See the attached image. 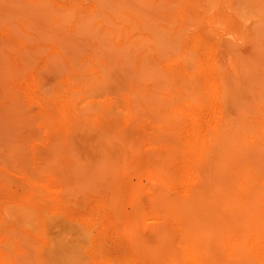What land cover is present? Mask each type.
<instances>
[{"label": "rangeland", "instance_id": "rangeland-1", "mask_svg": "<svg viewBox=\"0 0 264 264\" xmlns=\"http://www.w3.org/2000/svg\"><path fill=\"white\" fill-rule=\"evenodd\" d=\"M16 1L18 4H16ZM40 1L43 2L42 4H44L45 7ZM37 2L39 3L37 4ZM106 2L109 3V5ZM26 3H31V6H33V8L31 7L32 10L29 5H26ZM101 3H105L104 6L107 10L102 8L104 6ZM114 3L116 4V7ZM121 3H123L122 6L120 5ZM140 3V0H15L14 4L16 6L13 11L15 17H8L12 12H8L10 15L8 14L6 17V11H4L5 14L1 10L4 14L2 15L0 12V50L1 52L3 51L2 53L5 52L4 54L9 53L7 56L8 58L10 57V62H7V66L8 63H11V65L6 68V71H8L6 72V76L10 73V76H7V78H10L8 79L9 81L5 79V75L2 77L3 80L0 78V119H2L0 120V125H3V128L0 130V264H151L154 260V264H157L155 262H159L158 264L161 262L167 264L163 260H167L169 264H171V262L173 264H189V262L186 261L187 259L181 245L178 249V246L176 245L177 247H175V244H173L178 243V239L174 238L175 236H171L173 237L171 239L172 243H170L171 240L167 241L166 237L163 238L164 242H168L169 246V250L165 253H159L156 250L155 245L152 244L151 248L145 241H143V244L146 243L144 247L141 243L142 241H138L139 244L141 243L140 245L135 243L137 239H140L138 237L136 240H133L132 237L134 236V230L129 229V226L130 228H132L131 225L133 226L132 223H129L132 222V217L134 215V210H132L133 194L125 190L124 192L122 191L123 193L121 194H114L113 191L109 192V190L106 191L107 185L102 181V176H97L98 174L92 175L91 173L87 174L84 170L85 168L82 169L83 162L80 163L82 166H79L78 162L81 161H78V158H74L76 155L73 152L75 149L74 145L77 146V142L70 140L71 132L66 126L67 120H65L63 107L66 106L68 99L70 100L72 98L71 101L74 102V112L85 109L86 107L89 112L85 110V114H92L93 117H96L95 119L103 120L105 122V124H102L101 126V128L104 129V132L100 131L103 134L101 142L103 147L102 151L104 154L111 156L117 163H128V167L124 173L128 174L126 176L128 180H131V184H133L134 187L137 183L138 185L141 183L140 186H147L142 188H152L154 186L155 188L153 187L152 189L156 192H160L159 190L161 187L159 188L157 186H160V184L162 186L163 183L158 179H151L149 175L151 170L154 169L156 171L157 164L160 162L159 164H164V168L167 169L168 172L170 169L173 170L169 176V180L170 178V181L173 180L172 185L174 187H169L168 189L170 191H163L164 188H162L161 192L168 193L169 191L171 195H179L181 191L194 185V182L187 177L189 176L187 172L183 175L180 174L181 166L184 162L183 159L187 154L186 148L189 141L198 137H200L199 141H201V139L205 141V145L203 144L205 147L200 145L198 146V149L196 147V150L194 148L193 151L190 152V156H193L192 153L194 154L192 157L194 163H198L199 165L197 164V166L201 168L203 165L200 166V164L205 163L204 165L208 166L212 163L213 165V162L215 163V160L219 159L222 152L226 153L225 150H227L228 153H231V155L233 154L235 159L237 157L236 160H239V158H241V154H239L240 151L241 153L243 149V151H246L248 146L241 150L234 145L242 143V135L247 134V136L252 139L256 134L255 130L252 131L251 128L247 127L244 115H240L239 111L233 109V107L236 108L234 104H237V107L240 109L243 102L247 101V99L249 101L252 98L251 100H254H250V107H255V110L257 109L256 111L258 112L260 109V112L264 110V107L259 104V101H262L264 98V96L263 98L261 97L264 93V84L261 82V79H264V0H142L143 4ZM157 3H160L159 6ZM34 5H38L37 8H39L40 11L39 9L37 10L39 12H37ZM162 6H164L163 8L165 9L169 7V10H163ZM112 8L115 9L113 10V12L115 11L114 15ZM68 9H72L73 11L71 10V13L69 14L67 13ZM21 10L23 11L20 12ZM30 11L35 14L33 15ZM65 13L68 17L65 16ZM103 13L106 14V16L108 15V18L110 19L109 22L112 21L114 26H112V24L111 26L107 25L106 22L104 23V21L107 20L106 18L103 21V18L98 17ZM40 14L42 15V20H40ZM145 14H147V17ZM149 15L151 16L149 17ZM33 16H35V18H33ZM65 17L68 19L66 20ZM70 17L71 19H69ZM27 19H30L31 24ZM40 23L41 25H39ZM27 25H30V27ZM79 26L80 30L78 28ZM84 29L86 31H84ZM148 29L149 31H147ZM132 30H135V32ZM18 31L21 33V36ZM103 31H110L111 36H114L112 39H117L116 41L118 43L130 44L131 49L135 50L134 57L136 63L138 58L141 59L146 55L145 59L147 61L145 60V63L151 65V59L155 55L152 50L154 44H152L151 41H154V43L156 42L159 47L163 44L159 51V54L162 52L163 55L161 53L158 57L159 59L155 66V73H157L158 70H161V72H158L157 74L164 72L167 75L162 73V76L157 75V79L151 77H147L146 79L143 78L144 82L142 81V84H163L164 80L165 84L169 83L167 86L169 89L171 87V89L167 95L169 96L173 94V97L171 96L172 101L170 102L172 103L168 106L171 108L168 109L166 114L170 115L168 119H173L176 124V129L172 135H164L160 138L155 137L157 135L156 131H159L157 128L158 126H156V124L159 125L156 122V119L151 117L152 115L148 112L149 110L138 105L139 103H137L138 101H136V98H131L135 95L134 92L136 90H134V88L138 89L141 87L140 82L142 78L136 75V72L134 74L136 67L129 72L130 77L131 75L132 77L129 79L128 77H125V79L127 78L126 81L122 80L119 84L126 85V87L121 86L120 88L119 85H116L114 89L115 91L110 90V93H106L108 91L107 89L104 90L103 88V90H101V88H96L90 90L76 82L75 87H72L75 90V96H70L69 83L67 80L70 78L68 76H71V70L69 69L68 63L65 60H62L63 58L60 59V57H57L58 51L61 52V49H59V47H61L60 43L65 42V40H70L69 46L74 50L73 52H76V49H78V52L76 53L79 54V62L81 63L89 60L90 57H93V52H97L98 48V52L104 49V43H100L101 45H99L97 42H102L101 37L103 36ZM93 32L95 36L93 35ZM98 32H100L99 34L102 36H100ZM87 34L93 37V40ZM156 34L158 36L164 35L165 38L163 36L156 37ZM23 35L26 36L23 37ZM29 36L31 38H29ZM71 37L72 39H69ZM96 37L101 40L98 38L96 39ZM142 37H144V39H142ZM27 38L32 41H27ZM134 38L140 39L134 40ZM161 38L163 43L160 44ZM24 39H26V41ZM95 39L97 41H94ZM145 39L147 43L145 42ZM168 40H170V42ZM167 42L170 43L168 45L169 47L167 46ZM3 43L5 44L3 45ZM149 44H151V46ZM74 45H76V47H73ZM39 46L40 48H38ZM79 46L82 47L81 50L79 49ZM138 47L139 51L136 50ZM33 50L36 52L34 53ZM38 54L40 55L38 56ZM49 56L51 57L49 58ZM76 56L78 55L76 54ZM30 57H34V59ZM56 57L58 60L60 59L62 61L61 63L66 64L65 68H68L66 69L67 72L64 71L62 74L58 72L60 74L57 73V75H54L56 74L53 72V69L55 68L54 65L57 62V60L55 61V59H57ZM22 59H25L28 62L25 60L23 61ZM80 63L74 65L73 69H76ZM97 65L100 64L97 63ZM101 67L102 66L100 65L98 71L100 75H102V72L105 70V68L103 70ZM219 67H221L222 70ZM238 67L240 68L238 69ZM8 69L11 71L9 72ZM83 71V74L87 75L85 74L87 73V69L83 68ZM52 75L54 77L51 79L50 76ZM163 75L167 78L160 79ZM225 75H227L228 78H225ZM229 76L234 82L229 79ZM257 78L260 79L258 80ZM227 79L233 83L227 81ZM2 81L6 89L3 85L1 86ZM166 81L168 83H166ZM223 82L226 84H223ZM259 82L261 83L259 84ZM136 83H139L140 85ZM62 84L63 87L60 86ZM165 84L160 85L162 90L167 88H165ZM222 85H226L225 88ZM55 86H57V88ZM229 86L230 88L232 87V89L228 88ZM242 87L247 97L244 95L245 99L243 100L245 101L238 99V103H235L236 99L234 98H237L236 94L240 88L242 90ZM123 88L125 90H123ZM224 89H226V91ZM261 89L263 92L260 94L259 91H261ZM49 90L51 91L49 92ZM94 90H98V93L94 92ZM223 90L225 92H221ZM233 91L236 93H233ZM232 94H234L233 96L235 97H233ZM19 95L20 97H18ZM117 99L122 100L123 103L121 101L117 102ZM221 99H223V101ZM228 99L234 100L232 101ZM229 101H232V104H230ZM162 103L164 104L163 101ZM129 104H134L133 106L137 108L134 109L133 107L134 113L131 115H129ZM97 105L101 106L97 107ZM107 107H109L108 110L105 109ZM168 107L162 105L160 110H164ZM97 108L100 109L97 110ZM242 108L243 107H241V109ZM106 110L107 112L112 110L110 114L108 113L110 116H107V113L105 112ZM112 112L115 113V116ZM161 112L163 113V111ZM17 113L19 114V117L18 115H15ZM116 115H118V118ZM15 117L17 118V121ZM133 117L136 123L134 122ZM137 117L139 120H137ZM45 120L49 121L45 122ZM70 120L72 124L78 123V120L73 121V118ZM239 120H241V122H238ZM160 124L162 125V123ZM126 129L127 132H123L126 131ZM7 130H10V132ZM108 131L109 133H107ZM250 131H252V134ZM8 133H11L12 135H9ZM110 133H112V135ZM152 133H154L155 136L154 134L152 135ZM220 133H222L225 138L228 137L229 141L232 137L230 142L227 140L229 145L225 144L224 146L223 143L226 141L222 142L221 140V144L217 141L216 137ZM210 134L211 137L209 136ZM225 134L227 136H225ZM106 135L108 138L105 137ZM236 137L240 138L237 139ZM2 138L4 139L3 142L1 141ZM49 138L58 141V143H55L52 140L51 142H54L52 145L50 140H48ZM211 139L214 140L212 141ZM50 144L54 149L51 147L48 148ZM110 144L112 146H109ZM233 146L236 148V151L233 150ZM14 147L19 148L17 149ZM57 148L61 151L58 152L59 150H57ZM50 152L53 158L49 156ZM8 153L10 156H8ZM108 153H110V155ZM116 154L117 156H115ZM167 154H169V156ZM161 155L162 158L160 157ZM212 157L213 159H211ZM36 159L39 160L38 163L36 162ZM206 161L208 164H206ZM169 162L171 163V167L169 166ZM172 162L175 165L173 167ZM129 163L131 165H129ZM50 165L52 166L49 167ZM153 165H156V167H153ZM17 168L19 172L16 171ZM67 170L69 172L71 170V174ZM216 170H214L213 173L215 174L213 176H216V174H220L219 176L224 174L221 170L220 172L219 170ZM119 173H123V171H119ZM29 175L32 176L30 177ZM147 175H149V177H147ZM81 179L84 180L81 182ZM68 180H70V182ZM33 181L35 182L33 183ZM66 185H68L70 189ZM186 185H188V187ZM64 186H66V188ZM103 186H105V190L103 189ZM35 187L37 190H35ZM63 187L64 189H61ZM164 187H166V185H164ZM64 190L66 191L64 192ZM66 193L69 194V198L66 197L68 195H65ZM113 197L115 200H113ZM110 202H113V205H110ZM112 206L115 207V209H113ZM157 211H159L158 207ZM114 212L116 213L114 214ZM19 213L22 216H20ZM143 213L141 215H143ZM6 214H9L11 217ZM28 214L35 215L33 217V215L28 216ZM145 214L146 213H144V215ZM144 215L142 216V218H144H141L145 221L143 222L144 224L147 223L153 225V223H155L154 221L149 220V217L147 216L148 214L145 215L146 217ZM128 216L130 217V220L128 219ZM30 220L32 222H30ZM126 224L128 229L132 230L130 231V233H133V235L131 233L132 237L127 235L129 230H127L126 233ZM79 230L81 233H77L80 232ZM82 234H84L83 236H85V238ZM76 235L81 238L79 237L78 239V236ZM136 236H134V238ZM29 239H32L35 243ZM169 239L170 238H168V240ZM87 240H89V243ZM82 242L84 244L88 243V245H84ZM32 243L34 245L38 244V248L33 246ZM172 244L174 246H172L171 249ZM27 246L32 248L28 250L29 247L26 248ZM85 246H87L86 249ZM33 247H36L35 250ZM32 249L35 252H32ZM232 254L233 253H231L230 250H226L223 253V261L227 262L225 264H233L235 259L238 258ZM159 257H162V261L157 259Z\"/></svg>", "mask_w": 264, "mask_h": 264}, {"label": "bare ground", "instance_id": "bare-ground-1", "mask_svg": "<svg viewBox=\"0 0 264 264\" xmlns=\"http://www.w3.org/2000/svg\"><path fill=\"white\" fill-rule=\"evenodd\" d=\"M126 1V0H125ZM141 3L140 4H143L142 3V0H140ZM145 1V0H144ZM15 0H0V12L2 13V11H6L7 15L6 17L8 16V12H12V14L8 17L11 18V16L15 17L14 14H13V11L15 10V4H14ZM20 2V1H19ZM99 2H102V1H99ZM114 2V1H113ZM111 2V3H113ZM39 2H37L38 4ZM40 3L42 4L43 2L40 1ZM107 3V2H106ZM126 3V2H125ZM139 3V2H138ZM163 3V2H161ZM16 4H18V2L16 1ZM103 6L105 3H101ZM109 5V3H107ZM115 4V3H114ZM116 4H118L116 2ZM116 4H115V7H116ZM123 3H121L120 5L122 6ZM158 6L160 3H157ZM26 5L30 6V8L33 6H31V3L28 4L26 3ZM33 5V4H32ZM40 5V4H39ZM44 5V4H42ZM41 5V6H42ZM111 5V4H110ZM137 5V4H136ZM162 5V4H161ZM23 6V5H22ZM35 6V5H34ZM38 6V5H37ZM37 6H35L36 10L39 9L37 8ZM47 6V5H46ZM100 6V5H99ZM119 6V4H118ZM141 6V5H140ZM45 7V5H44ZM101 7V6H100ZM98 7V8H100ZM112 7V6H110ZM153 7V6H152ZM164 6H162V9L163 10H169V7L167 9L163 8ZM19 8V7H18ZM24 8V7H23ZM31 8V10H32ZM102 8H105L106 7H102ZM100 8V9H102ZM155 8V6H154ZM161 8V7H160ZM161 9V10H162ZM2 10V11H1ZM47 10V9H46ZM49 10V9H48ZM71 10L72 9H68V12L67 13H71ZM107 10V9H106ZM109 10V9H108ZM113 9L112 8V12H113ZM126 10V8H125ZM156 10V8H155ZM159 10V9H158ZM23 10H21L20 12H22ZM29 11V10H28ZM35 11V10H34ZM40 11V9H39ZM37 10V12H39ZM42 11V10H41ZM50 11V10H49ZM52 11V10H51ZM73 11V10H72ZM31 12V11H30ZM36 12V11H35ZM53 12V11H52ZM93 12V11H92ZM122 12V11H121ZM0 13V15H1ZM5 13V12H4ZM2 13V15L4 14ZM5 13V14H6ZM17 13V12H16ZM32 13V12H31ZM115 11L113 12V15H114ZM23 14V13H22ZM25 14V13H24ZM33 14V13H32ZM35 14V13H34ZM33 14V15H34ZM42 14V13H41ZM40 14V15H41ZM52 14V13H51ZM54 15H55V12H54ZM147 14H145L146 16ZM37 16V15H36ZM65 16L66 13H65ZM70 16V15H69ZM151 15H149L150 17ZM47 17V16H46ZM49 17V16H48ZM64 17V16H63ZM68 17V16H67ZM98 17H101L103 18L102 20L104 21V19L106 18L107 20L104 21V23L106 22L107 25H110L112 24V21H110V19L108 18V15L106 16V14H100V16ZM96 17V18H98ZM147 17V16H146ZM33 18H35V16H33ZM90 18V17H89ZM65 19L67 20L68 18L65 17ZM71 19V17L69 18ZM93 19V18H92ZM109 19V20H108ZM28 20V19H27ZM40 20H42V15H41V18ZM39 20V21H40ZM163 20V19H162ZM29 23H30V19L28 20ZM35 21V20H34ZM165 21V20H164ZM46 22V21H45ZM64 22V21H63ZM109 22V23H108ZM128 22L130 23V21L128 20ZM36 23V22H34ZM39 23V22H37ZM48 23V21H47ZM46 23V24H47ZM67 23V21H66ZM65 23V24H66ZM155 23V22H154ZM31 24V23H30ZM89 24V22H88ZM157 24V23H156ZM35 25V24H34ZM38 25V24H37ZM41 25V23L39 24ZM43 25V24H42ZM45 25V24H44ZM100 25V24H99ZM151 25V24H150ZM28 27H30V25H27ZM112 26H114V24H112ZM149 26V25H148ZM170 26V25H169ZM45 27V26H43ZM55 27V25H54ZM59 27V26H58ZM150 27V26H149ZM148 27V28H149ZM34 28V27H33ZM47 28V27H46ZM79 30H80V26L78 27ZM77 28V29H78ZM117 28V26H116ZM145 28V27H144ZM133 29V28H132ZM138 29V28H137ZM162 29V28H161ZM38 30V29H36ZM54 30V29H53ZM83 30V29H82ZM165 30V29H164ZM84 31H86L84 29ZM83 31V33H84ZM88 31V30H87ZM133 31V30H132ZM137 31V30H136ZM140 31V30H139ZM149 31V29L147 30ZM163 31V29H162ZM19 32V31H18ZM52 32V31H51ZM62 32V31H61ZM135 32V30L133 31ZM165 32V31H164ZM20 33V32H19ZM36 33V32H35ZM60 33V32H59ZM78 33V32H77ZM80 33V32H79ZM86 33V32H85ZM89 33V32H88ZM97 33V32H96ZM100 32H98L99 34ZM155 33V32H154ZM132 34V33H131ZM163 34V33H161ZM160 34V35H161ZM88 35V34H87ZM92 35V34H91ZM93 35H94V32H93ZM102 39V42H99L97 41L96 39L98 37H96V39L94 41H97L99 45H101L100 43H104L103 47L104 49L101 50L100 52H98L97 49V52H93L94 53V56L93 57H90L89 60H86V61H83V62H79V54L76 53L78 52L76 49V52H73L74 50L71 49V46L69 41L70 40H65V42H61L59 49H61V52L58 51V58L60 57V59L62 60H65L68 65H69V69L71 70V76H68L70 77L67 81L69 83V94L71 97L75 96V90L74 88L72 87H75V84L76 82L77 83H80V85H83L87 88H89L90 90L92 89H96V88H101V90H104L107 89L105 92L106 93H110V90L113 91L116 87V85L118 86L120 84V82L122 80H125V77H130L129 75V72L132 71V69L134 70V68L136 67L135 71H134V74L136 72V75L140 76L141 79V85L139 83H136V84H139L141 87L138 88V89H135L136 90L134 92V97H131V98H136L138 101L137 103H139L138 105H140L142 108H145L147 110H149L148 112H150V115L151 117L155 118L156 119V122L159 124L156 126H158L157 128L159 129V131H156L157 132V135L155 136L154 133H152V135L154 134L155 137H163L164 135L168 136V135H172L176 129V124L174 123L173 119H168L170 117V115H167V111L169 108L171 107H168L169 105H171L172 102V95H167V93L169 92L170 89L168 88V82L166 81V83L168 84H165V80H164V83L165 84V88L167 87L168 88V91H167V88L165 90H162L161 86L160 85H163V84H152V85H146V84H142L144 82L143 78L146 79L147 77H151V78H156L157 79V75H161L157 74L158 72H161V70L157 71V73H155L156 69H155V66L156 64L158 63V57L161 55V53L159 54V51H160V48L162 47V45L157 46L158 44L154 41L151 43L154 44L153 47H152V50L154 51L155 55L154 57L151 59L152 63L151 65H148L147 63H145V57L146 55H144L145 57H142L141 59L138 58L137 60V63H136V59L134 57L135 55V50L134 49H131V46L130 44L128 43H118L116 40H113L112 38L114 37L113 35L111 36V32L110 31H103L102 32V35L99 34ZM19 36V35H18ZM20 36H21V33H20ZM26 36V35H23V37ZM28 36V35H27ZM83 36V35H82ZM91 39L93 37H91L90 35H88ZM95 36V35H94ZM97 36V35H96ZM119 36V35H118ZM155 36V35H154ZM164 37V35H161V36H158L156 34V37ZM53 37V36H52ZM70 37V36H69ZM78 37V36H77ZM169 37V36H168ZM22 38V37H21ZM29 38H31L29 36ZM68 38V37H67ZM141 38V37H140ZM140 38H134V40H139ZM165 38V37H164ZM163 38V39H164ZM69 39H72L69 38ZM100 39V38H98ZM100 39V40H101ZM127 39V38H126ZM142 39H144V37H142ZM149 39V38H148ZM167 39V38H166ZM26 41V39H24ZM31 40V39H30ZM28 40L27 38V41H30ZM43 40V39H42ZM93 40V39H92ZM32 41V40H31ZM37 41V40H35ZM62 41V39H61ZM126 41V40H124ZM143 41V40H142ZM170 42V40H168ZM72 42V41H71ZM144 42V41H143ZM145 42L147 43L146 39H145ZM144 42V43H145ZM169 42H167V46L170 44ZM176 42V41H175ZM26 43V42H25ZM30 43V42H29ZM49 43V42H48ZM130 43V42H129ZM159 43V41H158ZM163 43L162 41V38H161V42L160 44ZM165 43V41H164ZM174 43V42H172ZM5 43H3L4 45ZM31 44V43H30ZM34 44V43H33ZM68 44V45H67ZM73 44V42H72ZM29 45V44H28ZM143 45V43H142ZM151 46V44H149ZM173 45V44H172ZM135 46V45H134ZM166 46V44H165ZM164 46V47H165ZM70 47V48H69ZM73 47H76V45H74ZM101 47V46H99ZM102 47V48H103ZM169 47V46H168ZM40 48V46L38 47ZM166 48V47H165ZM11 49V48H10ZM9 49V50H10ZM72 51H71V50ZM79 49L81 50L82 47L79 46ZM136 49V48H135ZM139 47L136 49L137 51ZM163 49V48H162ZM169 49V48H168ZM167 49V50H168ZM39 50V49H37ZM84 50V48H83ZM172 50V49H171ZM28 51V50H27ZM34 51V50H33ZM42 51V50H41ZM170 51V50H169ZM3 52V51H2ZM1 50H0V78L2 79V77H4L5 75V79H7V81H9L8 79L10 78H7V76L9 77L10 73H8V75L6 76V71L7 67L9 65H11V63L9 64L8 63V66H7V62H10L9 61V58H8V54H4L2 53ZM10 52V51H9ZM36 51H34L35 53ZM43 52V51H42ZM46 52V51H45ZM150 52V51H149ZM168 53V52H167ZM29 54V53H28ZM41 54V53H40ZM38 54V56L40 55ZM44 54V53H43ZM76 54L78 56H76ZM146 54V53H144ZM92 55V54H91ZM148 55V53H147ZM163 55V53H162ZM166 55V53H165ZM25 56V55H24ZM27 56V55H26ZM168 56V55H167ZM236 56V55H235ZM51 56H49L50 58ZM56 57V58H57ZM169 57V56H168ZM30 58H33L34 57H30ZM55 59V61L57 60V62L55 63V68L53 69V72L56 73L54 75H57L58 72H60L61 74L64 73V71H66V69L68 68H65V65L64 63H61L62 61L59 59L58 60ZM167 58V57H165ZM27 59V58H26ZM168 59V58H167ZM231 59V58H230ZM23 60V59H22ZM25 60V59H24ZM23 60V61H24ZM29 60V58H28ZM26 61V60H25ZM147 61V60H146ZM28 62V61H26ZM219 62V61H218ZM22 63V62H21ZM30 63V62H29ZM33 63V62H32ZM54 63V62H53ZM78 63L79 66H77L76 69H73L74 65H77ZM100 64L102 67L101 69L105 70L102 72L103 73L102 75H100L98 73L99 71V66L100 65H97ZM162 63V62H161ZM160 63V64H161ZM26 64V63H25ZM64 64V66H63ZM91 64V66H90ZM221 64H222V61H221ZM238 64V63H237ZM23 65V64H22ZM232 65V64H231ZM32 66V65H31ZM25 67V66H24ZM223 67V66H222ZM14 68V67H13ZM83 68L84 69H87V75H84L83 72ZM158 68V67H157ZM221 68V67H219ZM240 67H238L239 69ZM11 69V68H10ZM28 69V68H27ZM159 69V68H158ZM9 70V69H8ZM24 70V69H23ZM222 70V68H221ZM232 70V69H230ZM237 70V69H236ZM11 70H9L10 72ZM13 71V70H12ZM15 71V70H14ZM220 71V70H219ZM226 71V70H225ZM29 72V71H28ZM44 72V71H43ZM48 72V71H47ZM51 72V71H50ZM67 72V71H66ZM166 72V71H165ZM45 73V72H44ZM58 73V74H60ZM168 73V72H166ZM231 73V71H230ZM17 74V73H16ZM20 74V73H19ZM51 74V73H50ZM156 74V75H155ZM165 74V73H164ZM169 74V73H168ZM219 74V73H218ZM68 75V74H67ZM129 75V76H128ZM167 75V74H165ZM171 75V74H170ZM18 76V75H17ZM162 76V75H161ZM226 77L225 78H228L227 75H225ZM244 76V75H243ZM12 77V75H11ZM14 77V76H13ZM52 77H54L53 75L50 76V78L52 79ZM166 76L163 75V77L160 79H163L165 78ZM38 78V77H37ZM46 78V77H45ZM167 78V77H166ZM245 78V76H244ZM36 79V78H35ZM43 79H44V76H43ZM48 79V78H47ZM155 79V80H156ZM159 79V80H160ZM229 79H231V77L229 76ZM258 79V78H257ZM260 79V78H259ZM258 79V80H259ZM3 80V79H2ZM23 80V78H22ZM21 80V81H22ZM50 80V79H49ZM172 80V78H171ZM169 80V81H171ZM232 80V79H231ZM257 80V81H258ZM264 80V79H263ZM261 79V82H263L264 84V81ZM19 81V79H18ZM143 81V82H142ZM146 81V80H145ZM215 81V80H214ZM227 81H230L227 79ZM234 82V80H232ZM230 81V82H232ZM238 81V80H237ZM12 82V80H11ZM36 82V81H35ZM45 82V81H44ZM49 82H52V81H49ZM83 84H82V83ZM156 82V81H155ZM232 82V83H233ZM259 82V84L261 83ZM6 83V82H5ZM8 83V82H7ZM17 83V82H16ZM42 83V82H41ZM124 83V82H123ZM153 83V82H152ZM158 83H161V82H158ZM12 84V83H11ZM27 84V83H26ZM43 84V83H42ZM55 84V83H54ZM125 84V83H124ZM129 84V83H128ZM222 84V83H221ZM223 84H226L223 82ZM262 84V85H263ZM3 85V81L1 82V86ZM9 85V83H8ZM47 85V84H46ZM159 85V86H157ZM239 85V84H238ZM256 86H259L257 84H255ZM4 86V85H3ZM59 86V85H58ZM63 87V84L60 85ZM120 88L121 86H124V85H119ZM223 86V85H222ZM226 86V85H225ZM225 86H223L225 88ZM228 86V85H227ZM51 87V86H50ZM57 88V86H55ZM126 87V85L124 86ZM163 87V86H162ZM241 87V86H240ZM248 87V86H247ZM252 87V85H251ZM260 87V86H259ZM2 88V87H1ZM5 88V86H4ZM23 88V87H22ZM65 88V87H64ZM227 88V87H226ZM230 88V86L228 87ZM3 89V88H2ZM6 89V88H5ZM11 89V88H10ZM88 89V90H89ZM232 89V87L230 88ZM26 90V89H24ZM65 90V89H64ZM119 90V88H118ZM123 90H125L123 88ZM127 90V89H126ZM162 90V91H161ZM175 90V89H174ZM222 90V89H221ZM226 91V89H224ZM221 91V92H225V91ZM241 90V88H240ZM238 90L236 96L237 98H234L236 99L235 100V103H238L239 100L241 101H245L243 99H245L244 97L247 95H245V92L243 91V87H242V90L240 91ZM264 90V89H263ZM51 90H49L50 92ZM98 91V90H97ZM94 90V92H97ZM115 91V90H114ZM131 91V90H130ZM232 91V90H231ZM244 93H243V92ZM2 92V91H1ZM4 92V91H3ZM67 92V91H66ZM102 92V91H100ZM104 92V93H105ZM218 92V91H217ZM254 92V91H253ZM258 92V91H256ZM260 94L263 92L262 89L261 91H259ZM12 93V92H11ZM18 93V92H17ZM62 93V92H61ZM98 93V92H97ZM96 93V94H97ZM119 93V92H117ZM125 93V92H124ZM233 93H236L233 91ZM5 94V93H4ZM13 94V93H12ZM16 94V93H15ZM19 94V93H18ZM66 94V93H65ZM114 94V93H112ZM116 94V93H115ZM259 94V93H258ZM87 95V94H86ZM106 95V94H105ZM177 95V94H176ZM175 95V96H176ZM216 95V94H215ZM234 94H232L233 96ZM245 95V96H244ZM13 96V95H12ZM68 96V95H67ZM77 96V95H76ZM100 96V94H99ZM136 96V97H135ZM172 96V97H171ZM231 96V97H232ZM239 96V97H238ZM260 96V95H259ZM264 96V93L261 95V97L263 98ZM20 97V95L18 96ZM111 97V96H110ZM138 97V98H137ZM222 97V96H221ZM224 97V95H223ZM235 97V96H233ZM250 97V96H248ZM261 97H260V100H261ZM103 98V97H102ZM109 98V97H108ZM115 98V97H114ZM130 98V99H131ZM120 99V98H119ZM233 99V100H234ZM239 99V100H238ZM247 99V98H246ZM252 99V98H251ZM250 99V100H251ZM9 100V99H8ZM72 98L69 100L68 99V102L66 104L65 107H63V110L65 112V120H67L66 122V126L68 127V129L70 130L71 132V137H70V140L72 141H75L77 142V146L74 145V150L73 152L75 153L76 156H74V158H78V161H81V162H78L79 163V166H82L87 174L91 173L92 175L93 174H98L97 176H102L103 178V182L107 185L106 188L109 192H112L115 194H121L125 191H129L133 194V209L134 210V215L132 217V222H129V223H132L133 226L131 225L132 228H130L129 226V229H133L134 230V236H136L134 238V236L132 237L130 231L132 230H129L128 229V226L126 224V227H123L125 228L126 230V233H127V230H129L128 232L130 233H127L128 236L132 237V239L136 240L138 237L140 240H136L135 243H138V241H142V245L143 247L146 245V243L148 244V246L150 245V247L152 248V244L155 245L156 247V250L159 252V253H165L167 250H169V246H168V242H164V237L167 238V241H170L173 237L171 236H175L174 238L178 239V243H173L175 244V247H177L179 249L180 245H181V248L183 250V252L185 253V257H186V261L189 262V264H225L227 262L223 261V258H222V255L223 253L226 251V250H230L231 253H233L232 255H235L237 256L235 259V262L234 261H231V262H234L233 264H240L242 262V264H264V110H262L260 112L256 111L255 110V107H250L251 105V102L250 100L248 101H245L243 102V106L241 104L240 106V109L237 107V104H234V106L237 108H234L235 110H238L240 115H244L245 117V121H246V125L248 128H251L252 131L255 130L256 134L254 136V138L250 139L249 136H247V134L245 135H242L243 139H242V143L239 144V145H234L236 148H239L242 150V148H245L248 146L247 150L246 151H243L242 150V153L240 151L239 154L241 158H239V160H236L235 159V156L231 153H228L227 150H225L226 153H223L219 156V159L215 160L216 162L214 163L213 162V165L212 163H210L209 165L211 166H207V165H204V164H200V166L203 165V167H199L197 166L196 163H194V161L192 160V157L194 156V154L192 153L193 156H190V152L193 151V149L195 148L196 150V147L197 149L199 148L198 146H202L203 144L205 145V141L203 139H201V141H199L200 137L196 138V139H193L192 141H189L187 143V148H186V155L184 157V162L181 166V172L180 174L183 175L184 173L189 175L187 176L191 181L194 182V185L193 186H189L188 189H185L184 191H181V193L179 195L176 196L175 195H171V193L169 192L170 190L168 189L169 187L171 188H174L173 187V183L170 178L169 180V176L171 175V172L173 171L172 169H170V171L168 172L167 169H165V165L164 164H157V167L156 165L153 167H156V171L153 169L150 171L149 175H150V178L151 179H154V180H160L162 184H160V186H157V187H161L160 188V192H156L154 191V189L152 188H142V187H147V186H140L138 185H135V187L133 186V184H131V180H128L127 176L128 174L124 173V171H126L127 169V165L128 163L126 162H122L121 163H117L113 160V158L111 156H108L106 154L103 153L102 151V145H101V142H102V138H103V134L102 132L100 131H103L104 132V129L101 128L102 124H105V122L103 120H99V119H95L96 117L91 114H85V109H82L80 111H77V112H74L73 111V101H71ZM118 100V99H117ZM133 100V99H132ZM165 100V101H164ZM223 101V99H221ZM220 100V101H221ZM228 100H232V99H228ZM227 100V101H228ZM232 100V101H233ZM254 100V99H253ZM251 100V101H253ZM264 100V98L262 99V101ZM112 101V100H111ZM122 100H118L117 102H119ZM129 101V100H128ZM134 101V100H133ZM162 101L164 102V104L162 103ZM174 101V100H173ZM232 101H229L230 104H232ZM237 101V102H236ZM240 101V102H241ZM259 101V104L260 106L262 105V107H264V101ZM10 102V101H9ZM21 102V101H19ZM125 102V101H124ZM132 102V101H131ZM166 102V103H165ZM256 102V100H255ZM13 103V102H11ZM16 103V102H15ZM97 103V102H96ZM95 103V104H96ZM107 103V102H106ZM112 103V102H111ZM123 103V102H122ZM234 103V102H233ZM18 104V103H16ZM91 104V103H90ZM116 104V103H115ZM118 104H121V103H118ZM174 104V103H173ZM222 104V102H221ZM228 104V103H227ZM240 104V103H239ZM238 104V105H239ZM21 105V103H20ZM109 105V104H108ZM114 105V104H113ZM134 104H129V112L131 114L134 113V109L136 107L133 106ZM165 106V107H168L166 109H162L160 110L162 107ZM225 105V104H224ZM101 106V105H100ZM97 105V107H100ZM111 106V105H110ZM109 106V107H110ZM121 106V105H120ZM119 106V107H120ZM139 106V107H140ZM245 106V107H244ZM16 107V106H14ZM22 107V106H21ZM105 108L108 110V108ZM116 107V106H114ZM124 107V106H123ZM128 107V106H127ZM134 107V109H133ZM225 107V106H224ZM241 107H243L241 109ZM111 108V107H110ZM226 108V107H225ZM258 108V107H257ZM6 109V108H4ZM3 109V111H4ZM22 109V108H21ZM20 109V110H21ZM100 109V108H97V110ZM137 109V108H136ZM19 110V111H20ZM107 110L105 111L107 113V116H110V112H107ZM123 110V109H122ZM144 110V109H143ZM241 110V111H240ZM13 111V110H12ZM24 111V110H23ZM82 111V112H81ZM88 111V110H87ZM91 111V110H90ZM142 111V110H141ZM163 111V113L161 112ZM216 111V110H215ZM226 111V110H225ZM22 112V111H21ZM63 112V113H64ZM89 112V111H88ZM99 112V111H98ZM96 112V113H98ZM102 112V111H101ZM236 112V111H235ZM233 112V113H235ZM2 113V112H1ZM7 113V112H6ZM5 113V115H6ZM10 113V112H9ZM15 113V112H14ZM109 113V114H108ZM113 113V112H112ZM128 113V112H127ZM137 113V112H136ZM237 113V112H236ZM28 114V113H27ZM121 114V113H120ZM13 115V114H12ZM15 115H18L19 117V114H15ZM113 115L115 116V113H113ZM135 115V114H134ZM149 115V114H148ZM2 116V115H1ZM8 116V115H7ZM25 116V115H24ZM117 118H118V115H116ZM4 117V116H2ZM102 117H105V116H102ZM150 117V118H151ZM239 117V116H238ZM49 118V117H48ZM71 118H73V121H76L78 120L77 122L80 123H76V124H72V122H70ZM113 118V117H112ZM6 119V118H5ZM16 121H17V118L15 117ZM43 119V118H42ZM131 119V118H130ZM134 119V117H133ZM2 120V119H0ZM9 120V119H8ZM7 120V121H8ZM19 120V119H18ZM44 120V119H43ZM108 120V119H107ZM117 120V119H116ZM137 120H139V118L137 117ZM206 120V119H205ZM204 120V121H205ZM236 120V119H235ZM11 121V120H10ZM49 120H45V122H47ZM150 121V120H149ZM199 121V120H198ZM230 121V120H229ZM20 122V120H19ZM43 122V121H42ZM134 122L136 123L135 119H134ZM155 122V121H154ZM238 122H241V120H239ZM6 123V122H4ZM12 123V122H11ZM114 123V122H113ZM132 123V121H131ZM130 123V124H131ZM134 123V124H135ZM138 123V122H137ZM162 123V125L160 124ZM197 123V122H196ZM229 123V122H227ZM50 124V123H49ZM78 124V125H77ZM151 124V123H150ZM234 124V123H233ZM6 125V124H5ZM9 125V124H8ZM65 125V124H64ZM132 125V124H131ZM161 125V126H160ZM202 125V124H201ZM200 125V127H201ZM222 125V124H221ZM228 125V124H226ZM225 125V126H226ZM3 126V125H2ZM1 125H0V130L1 128H3ZM7 126V125H6ZM12 126V125H11ZM65 126V127H66ZM136 126V125H135ZM224 126V127H225ZM229 126V125H228ZM155 127V126H154ZM223 127V126H222ZM221 127V128H222ZM241 127V126H240ZM245 127V126H244ZM10 128V127H8ZM13 128V127H12ZM131 128V127H130ZM203 128V127H202ZM227 128V127H226ZM246 128V127H245ZM15 129V128H14ZM106 129V128H105ZM205 129V128H204ZM4 130V129H3ZM147 130V129H146ZM202 130V129H201ZM210 130V129H209ZM226 130V129H224ZM223 130V131H224ZM239 130V129H238ZM241 130V129H240ZM6 131V130H4ZM10 132V130H7ZM250 131V133L252 132ZM40 132V131H39ZM123 132H127V129L126 131H123ZM232 132V130H231ZM29 133V132H28ZM31 133V132H30ZM109 133V131L107 132ZM197 133V132H196ZM202 133V132H201ZM238 133V132H237ZM9 134V133H8ZM102 134V135H101ZM112 135V133H110ZM122 134V133H121ZM236 134V133H234ZM249 134V132H248ZM252 134V133H251ZM2 135V134H1ZM9 135H12L11 133ZM19 135V134H18ZM21 135V134H20ZM26 135V134H25ZM29 135V134H28ZM199 135V134H198ZM254 135V134H253ZM23 136V135H22ZM42 136V135H41ZM110 136V135H109ZM117 136V135H116ZM121 136V135H120ZM211 137V134L209 135ZM225 136H227L225 134ZM231 136V135H230ZM1 137V136H0ZM33 137V136H32ZM106 138L107 135L105 136ZM12 138V137H11ZM18 138V137H17ZM209 138V137H208ZM237 139L240 138V137H236ZM28 139V138H27ZM26 139V140H27ZM45 139V138H44ZM43 139V140H44ZM117 139V138H116ZM217 141L221 144L222 142H225L223 143L224 146L225 144H228V141H229V138L228 137H224L222 133H220L217 137H216ZM232 139V137H231ZM230 139V141H231ZM3 138L1 139V141L3 142ZM7 140V138H6ZM50 140V142L54 139H48ZM56 140V138H55ZM189 140V139H188ZM191 140V139H190ZM203 140V141H202ZM212 140V139H211ZM214 140V139H213ZM212 140V141H213ZM222 140V142H221ZM228 140V141H227ZM241 140V139H240ZM32 141V140H31ZM104 141V139H103ZM112 141V140H110ZM207 141V140H206ZM229 141V142H230ZM238 141V140H237ZM10 142V141H9ZM38 142V141H37ZM55 143L58 141H54ZM53 142V143H54ZM211 142V141H209ZM217 142V143H218ZM6 143V142H4ZM22 143V142H21ZM44 143V142H43ZM52 143V142H51ZM52 143V145H53ZM74 144V143H73ZM109 144V143H108ZM107 144V145H108ZM113 144V143H111ZM109 145V146H112V145ZM222 144V145H223ZM203 145V146H204ZM208 145V144H207ZM232 145V143H231ZM15 146V145H14ZM17 146V145H16ZM24 146V145H23ZM202 146V147H203ZM233 146V147H234ZM13 147V146H11ZM51 147V144L48 148ZM71 147V146H70ZM205 147V146H204ZM233 148L234 151H236V148ZM14 148H17V147H14ZM19 148V147H18ZM17 148V149H18ZM53 148V147H51ZM221 148V146H220ZM225 148V147H223ZM232 148V147H231ZM22 149V148H21ZM47 149V148H46ZM54 149V148H53ZM52 149V150H53ZM12 150V149H11ZM48 150V149H47ZM57 150H59L57 148ZM115 150V149H114ZM220 150V149H219ZM2 151V149H1ZM17 151V150H16ZM23 151V150H22ZM61 150H59L58 152H60ZM224 151V150H223ZM230 151V150H229ZM31 152V151H30ZM233 152V151H232ZM17 153V152H15ZM14 153V154H15ZM214 153V152H213ZM9 154V153H8ZM47 154V153H46ZM56 154V153H55ZM53 154V155H55ZM110 155V153H108ZM118 154V153H117ZM117 154L115 156H117ZM212 154V153H211ZM5 155V154H4ZM57 155V154H56ZM65 155V154H64ZM120 155V154H119ZM169 156V154H167ZM206 155V153H205ZM213 155V154H212ZM10 156V154L8 155ZM27 156V155H26ZM35 156V155H34ZM51 156V152H50V155ZM62 156V155H61ZM66 156V155H65ZM19 157V156H17ZM43 157V156H42ZM53 158V156H51ZM162 158V155L160 156ZM166 157V156H165ZM210 157V156H209ZM217 157V156H216ZM30 158V157H29ZM39 158V157H38ZM49 158V157H48ZM63 158V157H62ZM73 158V156H72ZM208 158V157H207ZM19 159V158H18ZM169 159V158H168ZM206 159V158H205ZM213 159V157L211 158ZM30 160V159H29ZM160 160V159H159ZM167 160V158H166ZM207 160V159H206ZM20 161V160H19ZM22 161V160H21ZM38 159H36V162L38 163ZM50 161V160H49ZM127 161V160H126ZM208 161L210 162V160L208 159ZM213 161V160H212ZM211 161V162H212ZM3 162V161H2ZM9 162V161H8ZM23 162V161H22ZM31 162V161H30ZM41 162V161H40ZM56 162V160H55ZM83 164L81 165L80 163ZM163 162V161H162ZM207 162V161H206ZM5 163V162H3ZM44 163V162H43ZM60 163V162H59ZM74 163V162H73ZM124 163V164H123ZM147 163V162H146ZM149 163V162H148ZM153 163V162H152ZM164 163V162H163ZM170 163V162H169ZM21 164V163H20ZM40 164V163H39ZM52 164V163H50ZM58 164V163H57ZM154 164V163H153ZM166 164V163H165ZM168 164V163H167ZM208 164V162L206 163ZM47 165V164H46ZM45 165V166H46ZM61 165V164H59ZM129 165H131L129 163ZM171 165V163L169 164V166ZM199 165V164H198ZM41 166V165H40ZM52 165H50L49 167H51ZM73 166V165H72ZM85 166V167H84ZM134 166V165H133ZM175 166L172 162V167ZM48 167V168H49ZM56 167V166H55ZM65 167H68V166H65ZM76 167V166H74ZM152 167V168H153ZM171 167V166H170ZM29 168V167H28ZM42 168V167H41ZM79 168V167H78ZM151 168V169H152ZM177 168V167H176ZM59 169V168H58ZM57 169V170H58ZM68 169V168H66ZM220 170L222 171V173H224L223 175L219 176L216 174V176H213L215 173L214 170ZM49 170V169H48ZM62 170V169H60ZM64 170V169H63ZM77 170V169H76ZM80 170V169H79ZM78 170V171H79ZM147 170V169H146ZM167 170V171H166ZM187 170V171H185ZM216 170V171H217ZM16 171H18V168L16 169ZM68 171V170H67ZM84 171V172H85ZM119 171H123V173H119ZM19 172V171H18ZM27 172V171H26ZM34 172V171H32ZM31 172V173H32ZM59 172V171H58ZM61 172V171H60ZM64 172V171H63ZM69 172V171H68ZM67 172V173H68ZM71 172V170H70ZM69 172V173H70ZM142 173V172H141ZM22 174V173H21ZM30 174V173H29ZM33 174V173H32ZM36 174V173H35ZM64 174V173H63ZM71 174V173H70ZM69 174V175H70ZM90 174V175H91ZM24 175H27V174H24ZM62 175V173H61ZM81 175V174H80ZM144 175V173H143ZM149 175H147V177H149ZM30 177L32 175H29ZM56 176V175H55ZM67 176V175H66ZM95 176V175H94ZM177 176V175H175ZM185 177V176H184ZM186 177V178H187ZM69 178V177H68ZM84 178V177H83ZM140 178V177H139ZM174 178V177H173ZM178 178V177H177ZM176 178V179H177ZM185 178V179H186ZM27 180H29L28 178H26ZM87 179V178H86ZM100 179V178H99ZM149 179V178H148ZM150 179V180H151ZM31 180V178H30ZM33 180V179H32ZM35 180V179H34ZM84 180V179H83ZM81 179V182L83 181ZM101 180V179H100ZM145 180V179H144ZM169 180V181H168ZM26 181V180H25ZM64 181V180H63ZM70 182V180H68ZM88 181V180H87ZM35 181H33L34 183ZM61 182V181H60ZM67 182V181H66ZM79 182V181H78ZM86 182V181H85ZM140 182V181H139ZM142 182V180H141ZM153 182V181H151ZM156 182V181H155ZM149 183V182H148ZM157 183V182H156ZM159 183V182H158ZM171 183V184H170ZM174 183H175V180H174ZM178 183V181H177ZM183 183V182H182ZM59 184V183H58ZM66 184V183H65ZM88 184V183H87ZM150 185V183H149ZM153 185V184H151ZM158 185V184H157ZM164 185H166V187H164ZM30 186V185H28ZM68 186V185H66ZM66 186H64L66 188ZM86 186V185H85ZM188 187V185H186ZM185 186V187H186ZM61 188V189H64ZM69 187V186H68ZM156 187V188H157ZM183 187V186H182ZM84 188V186H83ZM90 188V187H89ZM94 188V187H93ZM105 188V186H103V189ZM155 188V187H154ZM158 188V189H159ZM163 189V191H168V193L166 192H161ZM70 189V187H69ZM95 189V188H94ZM97 189V188H96ZM35 190L36 187H35ZM34 190V192H35ZM92 190V189H91ZM90 190V191H91ZM105 190V189H104ZM40 191V190H38ZM66 190H64L65 192ZM69 191V190H67ZM71 191V190H70ZM94 191V190H93ZM96 191V190H95ZM123 191V192H122ZM111 193V194H113ZM170 193V195H169ZM36 194V193H35ZM64 194V193H63ZM68 193H66L65 195H67ZM129 194V193H128ZM40 195V194H39ZM43 195V194H42ZM41 195V196H42ZM73 195V193H72ZM71 195V196H72ZM61 196V195H59ZM69 194L66 196L68 197ZM99 196V195H98ZM130 196V194H129ZM65 197V198H66ZM70 197V196H69ZM68 197V198H69ZM131 197V196H130ZM114 198V197H113ZM115 200V198L113 199ZM51 202V201H50ZM113 202H110V205H113L112 204ZM42 204V203H41ZM108 204V203H107ZM45 205V204H44ZM109 206V204H108ZM115 206V205H114ZM26 207V206H25ZM111 207V206H110ZM157 207L159 209V211H157ZM31 208V207H30ZM113 209H115V207L112 206ZM21 209V208H19ZM28 209V208H27ZM12 210V209H11ZM16 210V209H15ZM31 210V209H30ZM33 210V209H32ZM9 211V210H8ZM24 211V210H23ZM36 211V210H35ZM112 211V210H110ZM131 211V210H130ZM12 212V211H11ZM20 212V211H19ZM25 212H26V209H25ZM119 212V211H117ZM146 213L145 215H147L149 217V220L151 221H154L155 223H153V225L151 224H147V223H143L145 222L144 220H142V216L144 215V213ZM9 213V212H8ZM13 213V212H12ZM21 213V212H20ZM19 213V215H20ZM24 213V212H23ZM28 213V212H27ZM26 213V214H27ZM116 212H114L115 214ZM143 213V215H141ZM10 214V213H9ZM9 214H6L7 216ZM128 214V213H127ZM11 215V214H10ZM13 216V215H11ZM16 215V214H15ZM17 215H18V212H17ZM30 214H28L29 216ZM33 217L35 214H32ZM30 215V216H32ZM144 215V216H145ZM22 216V215H20ZM27 216V217H28ZM119 217V216H118ZM146 217V216H145ZM21 218V217H20ZM29 218V217H28ZM27 218V220H28ZM32 218V217H31ZM52 218V217H51ZM130 217L128 216V219ZM142 218V219H141ZM14 219V218H13ZM59 219V218H58ZM18 220V219H17ZM23 220V219H22ZM33 220V219H32ZM57 220V219H56ZM130 220V219H129ZM147 220V219H146ZM30 222H32L30 220ZM34 222V221H33ZM116 222V221H115ZM22 223H25V222H22ZM29 223V222H28ZM27 224V223H26ZM155 224V225H154ZM71 228V226H70ZM81 228V227H80ZM73 231V230H72ZM80 231V230H79ZM48 232V231H47ZM72 233V232H70ZM77 233H81L80 232H77ZM85 234V232H84ZM82 234V236L84 235ZM74 235V234H73ZM78 236V235H76ZM170 236V237H168ZM80 236H78L77 238L79 239ZM85 238V236H83ZM178 237V238H177ZM28 238V237H27ZM66 238V237H65ZM70 238V237H69ZM81 238V237H80ZM168 238H170L168 240ZM29 240H32V239H29ZM69 240V239H68ZM74 240V238H73ZM85 240V239H84ZM57 241V240H56ZM61 241V240H60ZM145 241L146 243L143 244ZM166 241V239H165ZM32 242H34L32 240ZM58 242V241H57ZM77 242V240H76ZM79 242V241H78ZM84 242V241H83ZM82 242V244H84ZM87 242L89 243V240H87ZM85 242V243H87ZM31 243V242H30ZM35 243V242H34ZM68 243V241H67ZM87 244H84V245H88ZM140 243V244H141ZM170 243H172V240L170 241ZM169 243V244H170ZM180 243V244H179ZM28 244V243H27ZM139 244V245H140ZM171 245V249H172V246L174 245ZM29 245V244H28ZM33 246H36L38 248V244L37 245H34L32 243ZM134 245V244H132ZM177 245V246H176ZM30 246V245H29ZM29 246H27L26 248H28ZM36 247H33L34 250ZM65 247V246H64ZM77 247V246H76ZM87 246H85V249H86ZM173 247V248H175ZM32 248V247H31ZM30 247L28 248V250L31 249ZM80 248V247H79ZM180 248V249H181ZM72 249V247H71ZM74 249V248H73ZM37 250V249H36ZM32 252H35L33 251V249L31 250ZM134 251V250H133ZM143 251V250H142ZM148 251V250H146ZM30 252V251H29ZM72 252V251H71ZM67 253V252H66ZM154 253V252H153ZM174 253V252H173ZM172 253V254H173ZM81 254V253H80ZM175 254V253H174ZM226 254V253H225ZM169 255V254H167ZM166 255V256H167ZM171 255V254H170ZM179 255V254H178ZM177 255V256H178ZM78 256V255H77ZM176 256V255H175ZM224 256V255H223ZM156 257V255H155ZM168 257V256H167ZM226 258H228L227 256H225ZM101 259V258H100ZM156 259V258H155ZM157 259H162V257L160 258H157ZM102 260V259H101ZM154 260V259H153ZM180 260V259H179ZM152 261V260H150ZM155 261V260H154ZM152 261L151 264H154ZM162 261V260H161ZM165 261L167 264H169V262H167V260H163ZM103 262V261H101ZM229 262V263H231ZM155 263H159V262H155ZM162 263V262H161ZM160 263V264H161ZM163 264V263H162ZM165 264V263H164ZM171 264H173L171 262ZM182 264V263H181ZM187 264V263H186Z\"/></svg>", "mask_w": 264, "mask_h": 264}]
</instances>
